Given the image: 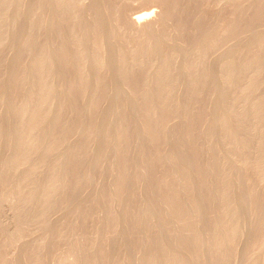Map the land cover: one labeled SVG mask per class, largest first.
<instances>
[{
	"label": "bare ground",
	"instance_id": "6f19581e",
	"mask_svg": "<svg viewBox=\"0 0 264 264\" xmlns=\"http://www.w3.org/2000/svg\"><path fill=\"white\" fill-rule=\"evenodd\" d=\"M87 1L0 0V264H264V0Z\"/></svg>",
	"mask_w": 264,
	"mask_h": 264
},
{
	"label": "rangeland",
	"instance_id": "374dc122",
	"mask_svg": "<svg viewBox=\"0 0 264 264\" xmlns=\"http://www.w3.org/2000/svg\"><path fill=\"white\" fill-rule=\"evenodd\" d=\"M85 1H86V3H88L87 0H83L84 4H86ZM131 1H132V0H131ZM131 1H127V3L125 2L126 4H125V3H124V4L121 3V4H123V5H121V6H123L124 8L127 7L126 10L123 8L124 13L129 11L128 13L124 14V17H127V18L129 19V18H130V17H129L130 15L133 17V15H135V13H137V12H139V13H148V16L150 15L148 18L151 17L152 19H151V18H150V20L147 19V21H146L145 23L150 22V24H152V25H151L152 27L157 28L158 26H157L155 23H156V21H157L158 19H160L161 14H162V13H160V12L163 11V10H162L163 8L160 6V3H158V2H157V3H156V2H155V3H152V2H151V3H148V1H147V3H145L144 0H143V2H142V0H140V1H139V0H138V1L133 0L132 2H131ZM134 1H135V2H134ZM22 4L24 5L25 2H23ZM129 4H130L131 6L128 7ZM149 7H150V8H149ZM160 7H161V9H160ZM128 8H129V9H128ZM153 8H154V10H153ZM151 9H152V10H151ZM127 10H128V11H127ZM152 11H153V13H152ZM133 12H134V13H133ZM158 12H159L160 14H159ZM127 14H128L129 16H127ZM159 16H160V17H159ZM127 18H126V19H127ZM155 18H156L157 20H156ZM145 20H146V19H145ZM145 20H144V21H145ZM152 20H153V21H152ZM154 20H156V21H154ZM151 21H152V23H151ZM154 22H155V23H154ZM157 22H158V21H157ZM157 24H158V23H157ZM155 25H156L157 27H155ZM143 26H144V27L146 26V24H144V22H141V23L139 24V26H138V25H137V26H136V25H131V27H133V30H132V29H128V27H127L128 30H126V32H127L128 34H129V33H132V32H133L134 34H137V30H138L140 27H142V30H143ZM134 27H135V28H134ZM129 28H130V27H129ZM142 30L139 29V31H142ZM135 31H136V32H135ZM133 33H132V34H133ZM138 33H139V32H138ZM134 34H133V35H134ZM130 35H131V34H130ZM6 53H8V56L10 55V54H9V51H7ZM176 58H177L178 60H181V58L179 59V57H176ZM176 58H175V63L180 62V61H178ZM106 103H107V104L103 105V106H105V107H102V110H104V109L106 108V106H111L109 102H106ZM107 108L110 109V107H107ZM107 108H106V109H107ZM106 109H105L104 111H107V110H108V109H107V110H106ZM73 140H75V139H73ZM53 155H54V154H53ZM53 155L51 156L52 159L57 158V156H56L57 153H55L54 156H53ZM93 183H95V182H93ZM94 185H96V183H95ZM94 185L90 183V184L87 185V187L84 189L83 194H84L86 197H88V196H89V195L95 190V187H96V186H94ZM90 188H91V189H90ZM0 194H1V192H0ZM4 199H5V200H7V199L9 200L10 198H5V197L3 198V197H2V194H1V195H0V201L3 200V202H6ZM12 200H14V198L11 199V200H9V201H11V203H12V202H13ZM9 201L6 202V203H3V202H2V204H3L4 206L0 203V206H1V207H0V208H1V209H0V213H1V215L4 214V215H2L3 217L0 215V221H1V223H2V227L6 230V232H7V231L12 232L13 230H11V229H12L11 227H12V226L15 227V224H14L15 221H13V220H15V218H14V217L12 218V216H15V215H13V214H14V213H13V212H14V207L12 206V204L14 205V203H16V201L14 200V202H13L12 204L9 203ZM7 203H8V205H7ZM9 204H11L10 208L12 207V209H9V208H8ZM7 208H8V209H7ZM3 210H4V211H3ZM6 210H7V212H6ZM10 210H12L13 212L10 211ZM11 212H12L13 214H11ZM7 213H8V214H7ZM61 213H62V212H60V213L58 212V214H57V213H55V212H54V213L52 212V214H50V216H49V218H50L49 220L52 222V220L54 219L55 222H57L56 219H58V216H59V218H60V214H61ZM6 214H7V217H5ZM9 214H10V215H9ZM62 214H63V213H62ZM9 216H10V217H9ZM8 217H9V218H8ZM52 217H53V219H52ZM54 217H55V218H54ZM61 217H63V216L61 215ZM1 218H2V219H1ZM6 218H8V219H6ZM10 218H11V219H10ZM5 220H7L8 223H7ZM8 220L13 221V222H10V221H8ZM58 220H59V219H58ZM59 221H60V220H59ZM4 222H5V224H3ZM6 224H7V225H6ZM36 224H37V223H35V225H36ZM3 225H4V226H3ZM33 225H34V224H33ZM35 225H34V226H35ZM31 226H32V223H31ZM34 226H32L33 228H31V227L29 226V229L31 228V230H33V231L30 230L31 233L28 235V233H29V232H28V233L26 234L27 237H26V235H24V236L26 237V240L23 238V236H22V237L19 236L20 239L22 238L21 241H22V242L24 241L23 243H22L21 241L18 242L19 245H20V243H22V244L25 243V245H26V244H27V245H31V244H30L31 242L34 244L35 242H37V241L40 240V237H41V234L39 233V230H40V229H39L38 231H34V229H37V228H38L37 225H36L37 227L35 226L36 228H34ZM14 227H13V228H14ZM36 232H37L39 235H36ZM40 232H41V231H40ZM32 233H33V234H32ZM243 233H245V234H243V236H242L243 238L240 237V238H242V239H239L238 243L241 242V241H242V242H241L240 244H238L239 246H237V249H236V251H237L236 253H237L238 255L235 254V257H234V259L236 260V262H237L238 264L241 263V258H240V255H241V254H240V252H241V251L243 252V250L240 251L239 249H242V248L244 247V244H242V243L245 242L244 239H245V237H246V236L244 237V235H246V232H243ZM31 234H32V235H31ZM33 235H34V236H33ZM35 235H36V236H35ZM29 236H30V237H29ZM37 236H38V238L35 239V237H37ZM19 238H18V239H19ZM32 238H34V240H31ZM18 239L16 240V242H15V241H14V242L17 243V241H19ZM28 239H30V240H28ZM27 240H28V241H27ZM240 240H241V241H240ZM25 241H26V242H25ZM30 241H31V242H30ZM27 242H30V243L28 244ZM15 245H16V244L13 243L12 247H10V248H13ZM240 245L243 246V247L240 248ZM16 246H17V245H16ZM16 246H15V247H16ZM15 247H14V248H15ZM17 247H18V248H17ZM17 247H16L17 249H15V250H14V249H8L9 252L7 251V253L9 254L10 251L12 250V251L14 252V254L17 255V254L20 252V251L18 252V250L21 249V248H20L21 245H20V246H17ZM61 249H62V248H61ZM243 249H244V248H243ZM238 250H239L240 252H239ZM12 251H11L10 254L13 253ZM15 251H17L18 253H17V252L15 253ZM63 251H64V250H63ZM64 252H65V251H64ZM238 252H239V253H238ZM60 253H61V254H60ZM62 253H63V252H62V250H61V251L59 252V255H61L62 258H64L65 256H67V257L70 256V255H69L68 253H66V252H65L66 254H65V253L62 254ZM67 254H68V255H67ZM242 254H243V253H242ZM62 255H63L64 257H63ZM10 256H13V257H14L13 254H12V255H9V257H10ZM67 257L64 258V261H66V263L68 264L71 258H70L69 260H66V259L69 258V257H68V258H67ZM237 257H239L240 259L237 258ZM241 257H242V255H241ZM238 260H240V261H238ZM51 261H53V260H51ZM51 261H50V263L52 264ZM233 263H234V260H233ZM233 263H232V264H233ZM237 263H235V264H237Z\"/></svg>",
	"mask_w": 264,
	"mask_h": 264
}]
</instances>
